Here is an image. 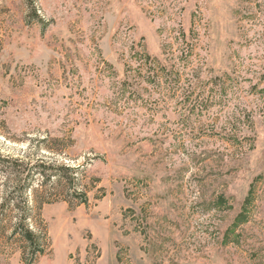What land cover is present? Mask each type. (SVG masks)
<instances>
[{"label": "rangeland", "instance_id": "rangeland-1", "mask_svg": "<svg viewBox=\"0 0 264 264\" xmlns=\"http://www.w3.org/2000/svg\"><path fill=\"white\" fill-rule=\"evenodd\" d=\"M19 196L31 264H264V0H0V264Z\"/></svg>", "mask_w": 264, "mask_h": 264}, {"label": "trees", "instance_id": "trees-1", "mask_svg": "<svg viewBox=\"0 0 264 264\" xmlns=\"http://www.w3.org/2000/svg\"><path fill=\"white\" fill-rule=\"evenodd\" d=\"M3 162H5L3 160ZM6 174L5 177L10 182L13 192L16 190L26 189V176L23 174L24 168L17 161H6ZM66 170H68L66 168ZM29 174V173H28ZM27 174V176H28ZM46 201H43L44 203ZM41 203V204H42ZM6 206L7 212H14L15 223L12 226L11 234L14 236H19L17 242L19 243V250L21 253L22 261L26 264H31L38 254H42L43 246L39 241V237L36 234V231L31 228L30 221L33 217V209L31 205L25 200L24 197L19 196V199L12 197L11 201H6L1 205V207ZM5 211V210H4ZM245 214L240 212L234 223L232 224V229L237 225V222L244 220ZM17 243V244H18Z\"/></svg>", "mask_w": 264, "mask_h": 264}]
</instances>
